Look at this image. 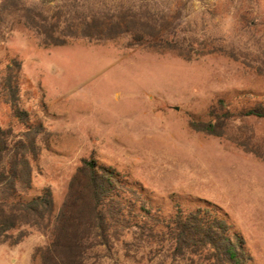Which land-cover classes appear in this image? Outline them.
I'll use <instances>...</instances> for the list:
<instances>
[{
    "label": "rangeland",
    "instance_id": "obj_1",
    "mask_svg": "<svg viewBox=\"0 0 264 264\" xmlns=\"http://www.w3.org/2000/svg\"><path fill=\"white\" fill-rule=\"evenodd\" d=\"M46 1L47 10L56 4ZM96 1L167 12L178 33L221 45L237 59L217 53L186 62L175 53L128 49L127 37L47 49L10 25L0 62L7 53L22 62L28 80L22 108L44 127L40 157L31 161L34 188H51L59 208L83 160L96 158L129 174L157 201L175 196L220 207L264 264V161L189 128L220 98L248 92L251 102L264 101V0ZM244 19L259 25L250 31ZM0 124L14 134L24 130L1 96ZM242 126L264 157V120ZM49 241L34 234L0 245V264H40L36 249Z\"/></svg>",
    "mask_w": 264,
    "mask_h": 264
},
{
    "label": "trees",
    "instance_id": "obj_2",
    "mask_svg": "<svg viewBox=\"0 0 264 264\" xmlns=\"http://www.w3.org/2000/svg\"><path fill=\"white\" fill-rule=\"evenodd\" d=\"M0 0V42L10 25L37 36L43 48L65 47L84 39L102 44L127 37L128 49L160 55L175 53L186 62L233 51L207 40L178 33L167 12L143 6L113 7L96 0ZM252 31L257 20H243ZM22 62L7 53L0 62V96L11 107L23 131L14 134L0 124V245H19L34 234L49 238L36 249L40 264H257L229 215L200 199L157 201L129 174L96 158L83 160L58 208L51 188H34L31 161L41 151L42 124L31 122L22 108L27 83ZM252 93L234 100L220 98L205 117L191 119V131L224 139L264 161L262 152L242 126L264 120V101Z\"/></svg>",
    "mask_w": 264,
    "mask_h": 264
}]
</instances>
